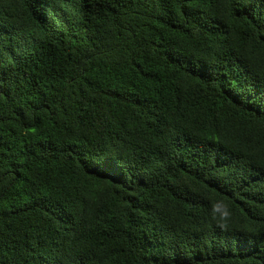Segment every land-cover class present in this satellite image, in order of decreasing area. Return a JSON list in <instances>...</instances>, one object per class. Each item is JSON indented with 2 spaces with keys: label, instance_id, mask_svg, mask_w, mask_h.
Listing matches in <instances>:
<instances>
[{
  "label": "trees",
  "instance_id": "16d2710c",
  "mask_svg": "<svg viewBox=\"0 0 264 264\" xmlns=\"http://www.w3.org/2000/svg\"><path fill=\"white\" fill-rule=\"evenodd\" d=\"M0 264H264V0H0Z\"/></svg>",
  "mask_w": 264,
  "mask_h": 264
}]
</instances>
